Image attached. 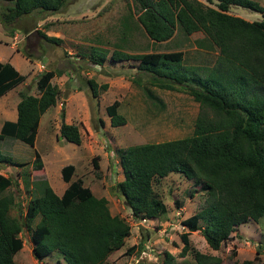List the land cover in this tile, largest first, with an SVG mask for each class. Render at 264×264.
<instances>
[{
    "label": "trees",
    "instance_id": "16d2710c",
    "mask_svg": "<svg viewBox=\"0 0 264 264\" xmlns=\"http://www.w3.org/2000/svg\"><path fill=\"white\" fill-rule=\"evenodd\" d=\"M131 1L134 11L127 8L129 13L124 22L135 14V24L132 27L126 22L129 25H120L119 32L130 31L137 23L151 42H162L179 28L190 44L206 51L216 49L217 57L210 67L197 68L201 75H190L180 65L184 55L180 50L128 53L119 44L111 51L112 61H138L137 69L152 76L151 84L162 90L184 91L199 107L189 135L121 149L117 163L123 180L114 189L139 221L156 219L166 213L165 203L153 191L155 179L179 173L192 180L194 186L202 189L204 203L197 212L180 221L186 229L179 236L183 244L180 255L189 251L192 231H198L211 249L218 250L235 226L264 216V10L254 0ZM0 2L5 3L3 20L13 22L35 11L58 12L66 0ZM234 4L259 12L261 20L248 21L230 14L228 8ZM51 25L47 20L35 31L44 41L58 43V38L45 33ZM92 37V42L98 41L102 46H92L85 56L90 63L100 66L110 50L103 44V36ZM59 73L45 68L37 75V94L20 93L15 105L17 119L1 123L0 140L14 137L34 145L40 118L55 104L59 93L58 87L51 83ZM25 79L10 63L0 61V96ZM86 82L92 98L97 96L99 87L107 88V84L98 85L91 78ZM146 91L148 96L152 94L149 88ZM105 107L111 126L126 123L118 112L117 100ZM61 117L64 118L63 111ZM57 135L67 142L81 143L74 123L60 121ZM34 155L33 169L38 170L39 154L35 151ZM96 160L97 157L91 158L93 169L98 168ZM0 163L16 165L1 151ZM60 170L68 183L62 193L57 196L44 182L41 195L30 197L24 213L19 210L14 216L10 209L15 202L8 191L13 180L0 173V264H14L13 255L23 247L22 229L30 235L35 259L41 260L56 251L61 260L57 259L55 264L60 261L107 264L108 255L124 246L130 235L125 219L112 215L108 201L95 197L83 179L71 181L75 172L73 164H65ZM192 257L194 264L220 262L217 256L202 255L198 250L192 252ZM171 258L168 252H163L161 264H172ZM232 264H251V260Z\"/></svg>",
    "mask_w": 264,
    "mask_h": 264
},
{
    "label": "rangeland",
    "instance_id": "374dc122",
    "mask_svg": "<svg viewBox=\"0 0 264 264\" xmlns=\"http://www.w3.org/2000/svg\"><path fill=\"white\" fill-rule=\"evenodd\" d=\"M254 1L264 8V0ZM4 5V2H0V30H2L0 37L12 44L13 39L3 35L8 36L11 28H14L13 32L18 33L16 40L19 41L14 40V49L20 52V56L30 58L28 63L19 64V73L23 75L29 71L26 83L33 88L32 93L37 94L34 89L37 75L45 68L51 67L62 71V76L59 78L61 82L55 83L57 79L52 78L53 84L62 87L61 95L64 97L69 91L74 92L67 106V115L72 123L78 126L81 144L75 145L65 140L60 142L56 138L57 126L63 120L60 114L62 105L60 107L58 105L59 111L54 116L50 112L54 109L53 106L49 107L48 121L46 113L41 116L35 136L34 148L46 163L52 189L60 193L66 187L60 168L65 164L74 163L75 175L83 179L84 185L89 187L95 197H104L108 201L111 213L122 216L130 227V235L124 246L108 255L107 264H140V262L161 264L163 252L172 255V264H194L192 257L194 250L200 251L202 255L217 256L220 259L219 264H232L234 261L242 260H251V264H260L264 260V216L258 221L249 220L235 226L230 238L221 244L218 250L211 249L198 231H192L189 235V251L180 255L183 244L179 236L186 230L181 226L180 221L197 212L204 202L202 189L194 186L192 180L186 179L179 173H170L167 177L153 181V191L165 203L167 210L160 217L147 219L144 222L134 219L129 208L124 205L114 189L115 184L123 179L117 163L121 149L129 145L161 142L189 135L199 107L184 91L161 90L151 84L152 76L138 70L136 61L113 63L108 54V59L103 65L97 66L87 61V58L79 57L77 51L81 53V50L89 46L93 34L103 36L102 42L110 49V53L116 44H126L127 46L122 49L125 48L128 53L168 52L182 48L187 50L188 56L180 63L181 66L188 69L190 75H201L197 72L199 66L195 67L194 64L200 58L197 59L191 54L190 45L183 44L182 39H185V36L179 28L169 41L158 44L151 43L137 23L132 30L119 32L117 29L120 25L130 24L133 27L135 24V14H132L133 19L126 20L129 24L124 22L129 13L127 8L133 11L130 0H66L58 12L35 11L13 22L3 20ZM228 11L249 21L261 19L260 13L235 4L230 5ZM55 17L71 20L68 27L70 32L74 33L75 46H70L72 51L70 54H67V50L63 53L60 48L44 41L35 31L45 22L44 20ZM9 44L6 46L0 44L1 55L6 54ZM63 44L69 46L68 43ZM200 53L205 54L198 62L202 65L204 62L205 64L212 62L217 51L202 50ZM39 65H43V68L39 69ZM30 70L34 71L33 78ZM90 78L98 85L107 84L105 89L98 88V96L95 98L90 97L91 92L86 82ZM147 88L152 92L149 96ZM30 89L25 85L23 87L24 91ZM9 97L7 95L6 98ZM113 100L118 101V111L126 119L123 125L111 126L110 117L104 106ZM63 109V116L64 112L66 116V108ZM3 121L0 115V124ZM34 148L14 137H4L0 140V151L16 162V165L0 163V171L13 180L12 186L8 188L15 202L14 207L10 209V214L13 216L19 210L24 213L28 199L40 196L45 187L43 180L35 181V187H30L28 183L27 178L30 180V173L33 174L30 157L34 156ZM92 157H97V169L92 167ZM21 174L26 179L25 183L21 181ZM34 174L41 175L40 171ZM37 220L38 218L34 222ZM20 234L23 247L13 255L14 264H55V260L59 258L56 251H52L43 260L38 261L31 253L33 244L30 235L25 229H22ZM60 264L64 262L61 261Z\"/></svg>",
    "mask_w": 264,
    "mask_h": 264
},
{
    "label": "crops",
    "instance_id": "0c3cea01",
    "mask_svg": "<svg viewBox=\"0 0 264 264\" xmlns=\"http://www.w3.org/2000/svg\"><path fill=\"white\" fill-rule=\"evenodd\" d=\"M198 1H200V0H198ZM130 3H131V7L133 8V4H132V1L130 0ZM209 6H212V5H209ZM213 7V6H212ZM263 8V7H262ZM229 9V8H228ZM263 10H264V8H263ZM134 11V10H133ZM227 12H229V11H227ZM259 13V12H258ZM231 14V13H230ZM233 15V14H232ZM234 15H237V14H234ZM240 17V16H239ZM262 18V17H261ZM244 19V18H243ZM48 19H46V20H44V21H47ZM246 20V19H245ZM261 20V19H260ZM49 22H51L52 23V25L50 26V28L48 29H46L45 30V33L47 34V36H53V37H56V38H58L59 39V42L58 43H52V42H48L49 44H53V45H55L56 47H58V48H60V50L62 51L63 50V53H65L66 52V50H67V54H70V53H72V51L70 50V46H72V45H74L75 46V44H73L74 43V33L73 32H70V30H69V25H70V23H71V20H70V18H52V19H50V20H48ZM249 21V20H248ZM258 21V20H257ZM45 23V22H44ZM177 29L178 28H176V30H175V32L177 31ZM0 31H2V30H0ZM175 32H173L172 33V35H171V37L173 36V34L175 33ZM8 35V34H7ZM17 35H18V33H16V31L15 32H13V35L11 34H9L8 36H6V35H3V37H6V38H8V39H13V43L15 42V41H19V39L18 40H16V37H17ZM9 36H11V37H9ZM171 37L168 39V40H166V41H162V42H167V41H169L170 39H171ZM15 40V41H14ZM182 40H184V42H183V44H187V45H190V47L192 48V50H191V54L192 55H194V56H196V58L197 59H203V56L205 55L204 53L203 54H201L200 53V51H202V49H199V48H196L195 46H193L192 44H190V42H189V40H187V38L185 37V39H182ZM151 42V41H150ZM13 43L12 44H9V42H7V41H5V39H2L1 37H0V44H3V45H8L9 44V48H8V50H7V52H6V54L3 56V55H1L0 54V61H2V62H8V63H10L12 66H14L15 67V69L18 71V73H19V64H26V63H28L27 61H29V59L30 58H26L25 56H20V52L17 50V49H14L15 47L13 46ZM63 43H68L69 44V46H64V44ZM152 43V42H151ZM153 43H156V44H158V43H161V42H153ZM89 44V46H87V47H85V50H81V53L79 52V51H77V55L79 56V57H82L83 55V57L82 58H87L86 56H85V54H89V52H90V50H91V48H92V46H95V47H98V46H102V43L100 44V42H98V41H94V42H89L88 43ZM114 44V43H113ZM185 44V45H186ZM119 44H116L115 46H118ZM120 46H122V47H126L127 45L125 44H123V45H120ZM103 47H104V45H103ZM188 47V46H187ZM118 48V47H117ZM107 49H109V48H107ZM110 50V49H109ZM123 50L124 51H126V49L125 48H123ZM174 50V49H173ZM177 50H180V51H182L183 53H184V55H183V60H182V62L183 61H185V59L187 58V54H186V52H187V50L186 49H177ZM177 50H174V51H177ZM203 50H205V49H203ZM214 50H216V49H214ZM206 51V50H205ZM217 51V50H216ZM78 52L80 53V54H83V55H79L78 54ZM127 52V51H126ZM159 52V51H158ZM164 52V51H163ZM166 52V51H165ZM168 52H170V51H168ZM209 52V51H208ZM108 54H110V51L108 52ZM216 54V56H215V59H216V57H217V53H215ZM194 56L192 57L193 59H194ZM108 57V56H107ZM109 57H110V55H109ZM59 58V57H58ZM108 58H106V60H107ZM199 59V60H200ZM215 59L212 61V62H210V63H208V64H205V62L201 65L200 63H198V62H200L199 60H198V62H195L194 64H195V67H201V66H203V65H205L206 67H210L213 63H214V61H215ZM56 60H57V57H56ZM87 61H89L88 60V58L86 59ZM105 60V61H106ZM111 60V59H110ZM136 61V60H133V59H127V60H121V61H116V62H114L113 61V63H117V62H122V61ZM104 61V62H105ZM90 62V61H89ZM103 62V63H104ZM137 63H139L138 61H136ZM181 62V63H182ZM103 63H102V65H103ZM137 63H136V65H137ZM92 64V63H91ZM93 65H95V64H93ZM102 65H100V66H102ZM181 65V64H180ZM97 66H99V65H97ZM137 67V66H136ZM48 69H55L54 67H51V68H48ZM34 70V69H33ZM33 70H30V75L32 76L31 78H33L34 76L32 75L33 74ZM55 70H58V69H55ZM60 71V70H59ZM85 73H87V72H85ZM27 74V75H26ZM28 74H29V71H27L26 73H24L23 75L24 76H26V79L24 80V82H22V83H19V84H17L16 86L14 85V87H12L9 91H7V92H5L4 94H2L1 96H2V99H0L1 100V102H0V115L3 117V119H4V121L5 120H9V121H15L16 119H17V109L15 108V105H16V103L18 102V100H19V95H20V93H27V94H31V95H36V94H33L32 92H33V88L32 87H30V84H27L26 83V80L28 79L27 77H28ZM62 76V71H60V73L59 74H57V75H54V78L55 79H57L56 81H55V83H59V82H61L60 80H59V78ZM35 82H36V80H35ZM51 83L53 84V82H52V80H51ZM24 85L25 86H27V88H31L29 91H24L23 90V87H24ZM58 87H59V89H60V91H59V93L57 94V96H56V99H55V104H56V106H54L53 105V110L52 111H50L51 113H52V115L54 116V114L55 113H58V111L59 110H57V109H59L58 108V105H59V107L62 105L63 107H65L66 108V116H65V112H64V118H63V121L64 122H66V123H72V121H71V119H69L70 117L67 115V109H68V107L67 106H69V102H70V100L72 99V94L74 93L73 91H69L68 93H66L65 94V96L63 97L62 95H61V93H62V87L60 86V85H57ZM34 89H35V85H34ZM162 90V89H161ZM4 95V96H3ZM7 95H9L10 97L9 98H6L7 97ZM15 95V96H14ZM0 96V97H1ZM61 96V97H60ZM98 96V95H97ZM60 101V102H59ZM59 102V103H58ZM106 106V105H105ZM104 106V107H105ZM51 107V106H50ZM63 107H61V110L63 111L64 109H63ZM106 108V107H105ZM48 109H49V107H48ZM47 109V110H48ZM47 110H45V112L43 113L44 115H45V113H46V119H47V121H48V116L47 115H49L50 114V112H47ZM119 112V111H118ZM42 114V115H43ZM60 114H61V111H60ZM40 120H41V118H40ZM3 121V122H4ZM2 122V123H3ZM40 124V123H39ZM39 124H38V126H39ZM1 125V124H0ZM78 127V126H77ZM38 129V128H37ZM57 129H58V126H57ZM79 131V130H78ZM80 135V134H79ZM36 136V135H35ZM56 138L57 139H59V141L60 142H62V140H65V139H63V138H61V137H59L58 135L56 136ZM35 141H36V139H35ZM66 141V140H65ZM82 141V140H81ZM53 144H55L56 145V143H53ZM81 144V143H80ZM79 144V145H80ZM34 145H35V143H34ZM34 145L33 146H31L32 148H34ZM76 145V144H75ZM56 147V146H55ZM57 149V148H56ZM35 151L37 152V150L34 148V150H33V153H35ZM38 153V152H37ZM39 154V153H38ZM35 156V155H34ZM42 155H40L39 154V159H40V162H41V167H40V169H38V170H35V169H33L34 168V166H33V164H32V159H33V157H30V159H31V168L33 169V174L32 173H30V180H29V178H27L28 179V183H30L29 184V186L30 187H35V185H34V183H35V181H37V180H43V182H47L48 183V185L50 186V188L52 189V185H51V183H50V180H49V177H48V175H49V173H48V171L46 170V166H45V161H43V158L41 157ZM73 166H74V170H75V164L73 163ZM62 167V166H61ZM36 171H40V173H41V175H39V176H36L35 174H34V172H36ZM0 173H2V174H4L5 176H7V174H5V173H3V172H1L0 171ZM75 173H76V170H75V172H74V174L72 175V178H71V181H74V180H76L77 178H80V177H78V176H76L75 175ZM123 175V174H122ZM22 177V178H21ZM61 177H62V175H61ZM74 177H76L75 179H74ZM20 178H21V181L22 182H24L25 183V178L22 176V174H21V176H20ZM82 179V178H81ZM62 180H63V178H62ZM123 180V179H122ZM64 181V180H63ZM65 182V181H64ZM66 187L68 186V183L66 182ZM65 187V188H66ZM64 189V188H63ZM63 189L61 190V192L60 193H56L53 189H52V191L57 195V196H59L61 193H62V191H63ZM109 210H110V208H109ZM166 210H167V207H166ZM111 212V211H110ZM112 214V213H111ZM112 215H115V214H112ZM44 259V258H43ZM43 259H41V260H43ZM59 260H61L60 259V256H59V258H58ZM37 260V259H36ZM41 260H38V261H41ZM57 260V259H56ZM56 260H55V262H56ZM61 262V261H60ZM60 264V263H59Z\"/></svg>",
    "mask_w": 264,
    "mask_h": 264
},
{
    "label": "built area",
    "instance_id": "2783aa9c",
    "mask_svg": "<svg viewBox=\"0 0 264 264\" xmlns=\"http://www.w3.org/2000/svg\"><path fill=\"white\" fill-rule=\"evenodd\" d=\"M39 67V69H41V68H43V65H39L38 66ZM147 219H142V222H144V221H146Z\"/></svg>",
    "mask_w": 264,
    "mask_h": 264
}]
</instances>
